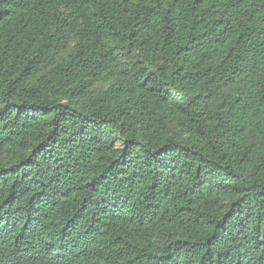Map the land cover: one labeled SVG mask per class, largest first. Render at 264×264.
I'll return each mask as SVG.
<instances>
[{"label":"trees","instance_id":"obj_1","mask_svg":"<svg viewBox=\"0 0 264 264\" xmlns=\"http://www.w3.org/2000/svg\"><path fill=\"white\" fill-rule=\"evenodd\" d=\"M0 264H264V0H0Z\"/></svg>","mask_w":264,"mask_h":264}]
</instances>
